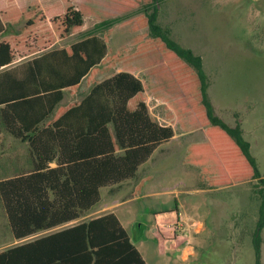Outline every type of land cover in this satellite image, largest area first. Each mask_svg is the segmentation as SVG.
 I'll list each match as a JSON object with an SVG mask.
<instances>
[{
  "label": "trees",
  "instance_id": "1",
  "mask_svg": "<svg viewBox=\"0 0 264 264\" xmlns=\"http://www.w3.org/2000/svg\"><path fill=\"white\" fill-rule=\"evenodd\" d=\"M150 1V0H149ZM160 0L124 26L149 31L132 50L112 54L109 38L115 18L139 0H0V70L29 55L15 43L34 29L29 46L35 57L0 72V104L5 128L28 143L34 170L0 182V196L15 240L63 229L0 252V264H148L115 213L85 218L101 200V190L135 178L139 168L176 134L152 116L147 80L168 74L178 94L167 99L183 133L205 128L207 140L188 147L185 163L199 168V186L215 189L258 180L261 174L240 125L216 115L208 97L201 56L184 48L158 24ZM154 9V12L150 11ZM87 17L107 31L69 47L56 42L80 32ZM24 23L20 36L1 37L7 26ZM63 29V34L60 29ZM141 59L149 63L136 74ZM130 63L132 69L124 70ZM160 70H163L162 72ZM112 74L97 82L98 75ZM91 85L80 102L62 106L81 83ZM55 164L54 167L51 165ZM142 180L134 195L142 192ZM259 227L264 225V190ZM257 260L260 246L255 245Z\"/></svg>",
  "mask_w": 264,
  "mask_h": 264
},
{
  "label": "rangeland",
  "instance_id": "2",
  "mask_svg": "<svg viewBox=\"0 0 264 264\" xmlns=\"http://www.w3.org/2000/svg\"><path fill=\"white\" fill-rule=\"evenodd\" d=\"M151 1V0H150ZM149 0H139L133 10L118 15L111 24L109 46L112 54L122 49L132 50L136 37L149 41V31L133 33L124 24L145 13ZM158 24L170 31L174 41L202 57L208 77V97L215 113L229 126H241L245 139L261 174L258 180L209 189L199 186L197 167L187 165L188 146L207 140L205 128L183 132L177 118L173 117L167 99L178 94L172 78L160 74L156 81H146V98L152 116L163 125H172L178 135L176 140L161 146L138 170L135 178L101 190L102 200L97 206L102 212L81 220L114 213L119 217L132 240L148 264H264V225L259 227L264 190V0H160ZM154 12V9L150 13ZM25 24L11 26L8 35L17 36ZM94 18L85 19L80 32L61 38L54 49L69 47L90 36H104ZM50 36L46 29H34L31 35L23 34L15 43L14 51L29 53L24 58L35 57L39 52L29 46L33 34ZM63 34V29H60ZM21 35V34H20ZM19 35V36H20ZM149 63L141 59L134 67L136 74ZM130 63L124 70L132 69ZM161 72L163 70H160ZM112 74L98 75L101 82ZM84 82L75 97L67 96L63 104L80 102L89 93ZM143 191L134 195L135 188L145 178ZM179 204L182 226H172L186 239L181 246L165 245L159 248L154 214L167 212ZM0 200V251L23 242L59 231L64 227L14 242L9 221ZM177 219V216H176ZM199 223V224H198ZM200 223L204 226L201 231ZM171 225V224H169ZM260 246L257 260L255 245ZM193 247L195 254L184 259V249Z\"/></svg>",
  "mask_w": 264,
  "mask_h": 264
},
{
  "label": "crops",
  "instance_id": "3",
  "mask_svg": "<svg viewBox=\"0 0 264 264\" xmlns=\"http://www.w3.org/2000/svg\"><path fill=\"white\" fill-rule=\"evenodd\" d=\"M16 25L17 26H21V25H23V23L21 22V23L16 24ZM9 27H11V26H7L6 32L1 37H4V36L8 35ZM59 42H60V40L56 42L55 46L58 45ZM64 48H66V47H64ZM59 49H63V48H59ZM24 61H26V59L25 58H21V59L17 60L16 62H14L12 65L7 66L5 68H2L0 70V72L5 70V69H8V68H10V67H12L14 65H17V64H19L21 62H24ZM84 82L87 83V81L84 80L81 83L80 88L82 87ZM89 87L91 89V85H89ZM80 88H79V90H80ZM79 90L76 93V95L79 93ZM68 95L71 96V97H75V95L72 96L69 93H66L65 98H64V100L61 103L62 106H67V105H69L71 103H75V102H71V103H68V104H63V102L66 100ZM4 107H5L4 104H0V182L4 181V180H7V179H11V178L17 177V176H20V175H23V174L31 173L34 170L33 158H32V154H31V151H30L29 144L28 143H24V142H22L19 139H16L12 135V133L5 128V124L3 123V117H2V114H1V110ZM191 132H193V131H191ZM188 133H190V132L181 134V137L186 135V134H188ZM177 137H178V135L175 134V137L171 141L176 140ZM171 141H169V142H171ZM187 153H188V149H187ZM51 166L54 167L55 164H52ZM0 200H1V204H2L1 206H3V202H2L1 196H0ZM3 208H4V206H3ZM3 210L5 212V209H3ZM115 210L116 209L112 210L109 213H114ZM179 211H180L179 210V204H178V202H176V208L172 209L170 211L171 216H173L175 218L174 220L170 219V216L167 214V212L157 211L154 214L155 221H156L155 225H156V228L158 230V233H156V237L159 240L158 241L159 248L161 250H163V251H164L165 245L170 244L171 246H173V248H178L186 240V239L183 238L182 235H180L176 231H174V227L172 226V224L174 225V223L177 221L176 216L180 215ZM99 212H102V208H100L98 206H95L91 210V212L87 215V217L91 216L92 215L91 213L96 214V213H99ZM103 215H105V214H103ZM100 216H102V215H100ZM6 217H7V215H6ZM97 217H99V216H97ZM94 218H96V217H94ZM91 219H93V218H91ZM74 224H76V223H74ZM169 224H171V225H169ZM200 225H202V224L200 223ZM9 230L11 232V235H12L13 239H14V242H19V241L15 240L14 235H13L12 230H11V227H10V224H9ZM202 230H204V226L203 225L201 226V231ZM12 247H14V246H12ZM194 254H195V252H194L193 247L188 246V247H186L184 249L183 257H184L185 260H187L190 256H193Z\"/></svg>",
  "mask_w": 264,
  "mask_h": 264
},
{
  "label": "built area",
  "instance_id": "4",
  "mask_svg": "<svg viewBox=\"0 0 264 264\" xmlns=\"http://www.w3.org/2000/svg\"><path fill=\"white\" fill-rule=\"evenodd\" d=\"M184 223V219L182 216L178 215L177 216V221L174 223V226H182Z\"/></svg>",
  "mask_w": 264,
  "mask_h": 264
}]
</instances>
